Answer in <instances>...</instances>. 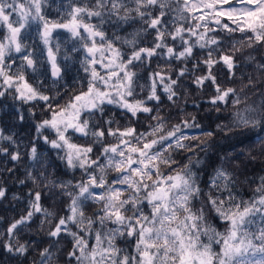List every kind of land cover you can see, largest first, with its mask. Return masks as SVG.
Instances as JSON below:
<instances>
[{"label": "snow or ice", "instance_id": "1", "mask_svg": "<svg viewBox=\"0 0 264 264\" xmlns=\"http://www.w3.org/2000/svg\"><path fill=\"white\" fill-rule=\"evenodd\" d=\"M261 49L264 0H0V108L34 129L0 127V158L13 165L3 173L23 166L18 182L31 184L0 247L20 264H264V175L244 199L225 166L231 153L205 187L200 170L217 133L254 132L264 151V92L259 105L240 107L264 82V54H252ZM161 60L166 67L142 76ZM189 75L198 90L211 88L207 111L231 105L228 123L205 131L186 111ZM237 79L241 87L228 86ZM165 99L178 123L162 114ZM56 161L79 179L62 178ZM7 192L0 183V200ZM26 232L40 239L22 242Z\"/></svg>", "mask_w": 264, "mask_h": 264}, {"label": "trees", "instance_id": "2", "mask_svg": "<svg viewBox=\"0 0 264 264\" xmlns=\"http://www.w3.org/2000/svg\"><path fill=\"white\" fill-rule=\"evenodd\" d=\"M67 2V0H65ZM54 16V10L52 12ZM130 31L131 29H127ZM121 34H124L123 32ZM62 40L68 39L67 35L64 34L61 36ZM200 55L201 53H197ZM253 55L259 57L260 55L264 54V49H261L258 52H253ZM245 55H248L246 52ZM157 63H160L161 67H166L163 61H153L151 67L144 70L142 72V76L146 77L148 72L153 71L157 67ZM182 65L179 62H173V67H180ZM191 67V63L188 65ZM78 67V65H77ZM75 68L72 70V75H75ZM242 71L247 74H251L255 79L257 77V73L254 72L252 67H246ZM203 71L196 73V75H202ZM83 75V73H81ZM237 75L239 76L240 73L238 72ZM223 80L222 82H226L227 73L224 72L222 74ZM192 76L189 75L184 81V87L187 89L188 96H187V104L185 105L186 111L189 113H194L197 116L198 122L204 127L205 131L211 130L215 128L217 123H228L230 120V113L234 111L231 105L229 104L228 109L223 113H216L214 110L209 112L210 105L206 103V100L209 96L213 94L210 87H205L204 89H197L196 85L191 83ZM144 80H141V83H144ZM243 83H247V75L245 76ZM228 86H235L237 88L242 86V82L237 79L232 84ZM69 87H73L72 81L69 78ZM260 92H264V82L258 83L256 88H249L245 90V96L247 97L245 104H242L240 107L243 108L246 105L257 106L259 105L262 97ZM245 96H242L241 99L244 100ZM138 99L143 98V95L138 96ZM163 98V97H162ZM193 101H196L197 104L200 105L199 111L193 106ZM9 104L11 101L8 102ZM151 106V105H150ZM27 106H25L26 108ZM162 114L168 115L169 111L171 110V121L170 123H178L179 118L182 113L171 109V106L165 99L164 104L161 105ZM9 111L7 106L0 108V127H3L4 124H8L11 128L12 132H19L21 136H28L30 131L34 132V129H31V120L23 125H19L18 122L12 120L6 113ZM112 112H116V118L120 119V110L114 108L113 106H109L108 114L111 115ZM219 116V119H217ZM39 117H37L38 119ZM126 121L121 120V124H124ZM13 123H17V127H11ZM149 120L147 119V114L140 117V123L136 124L135 126L138 127L140 131H144L147 128ZM198 131V130H193ZM47 134V133H46ZM248 138L245 139L243 136L238 134H229L225 136L224 133H217L213 137V149L211 152L208 153L206 157H204V163L200 165V170L202 172L201 175V186L205 187V182L208 180L209 176L213 173V169L218 167L220 164V157L224 156L225 154L231 153L235 159H232L226 163V167L229 171H232L238 177V191L240 196L244 199H248L252 196V190L257 186L258 178L261 175H264V151H261L259 145L255 144V133H246L245 134ZM264 135V133H262ZM203 139V137H202ZM74 142L79 144H86L87 141L84 139H77ZM241 150H244L246 153L245 155H237ZM250 152L251 157H255V159H250L247 153ZM201 156H204L201 153ZM52 158L55 159V155H52ZM177 160L180 161L181 164L185 163V158L183 156H177ZM56 164L59 166L58 174L64 179H72L73 176L76 179H79L80 173H71L70 171L66 170L63 164L59 161H56ZM12 163L8 162L6 158H0V183H3L4 187L8 189L7 198L0 200V232H3L4 229L7 227V224L11 222L14 218H19L22 210L25 207L23 202V197L28 191V187H31L29 183L28 186H24L19 184L20 179H24V168L20 166V170L17 171L14 175H8L7 173H3V168L5 167H12ZM51 171V169H49ZM19 196L22 199L20 201L14 200L13 196ZM46 203L51 204L52 201H47ZM92 211V207L87 209V212L90 214ZM38 223V222H37ZM36 225L33 226L35 229ZM220 230H223L224 225L218 224ZM31 238H35L37 240L40 239L39 236H33V233L26 232L21 235V241L28 240ZM70 247V245H68ZM35 256V253L32 254V257ZM30 257V258H32ZM23 258H17L12 256L11 254L7 253L2 247H0V264H20V261ZM24 264H28V261H24ZM63 264V261L60 262Z\"/></svg>", "mask_w": 264, "mask_h": 264}]
</instances>
